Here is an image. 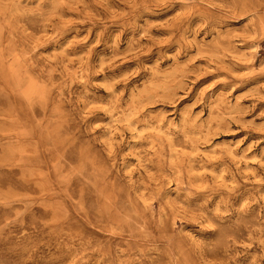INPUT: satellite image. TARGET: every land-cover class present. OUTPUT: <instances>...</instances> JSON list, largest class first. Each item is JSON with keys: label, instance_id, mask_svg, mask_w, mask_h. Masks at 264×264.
<instances>
[{"label": "rangeland", "instance_id": "1", "mask_svg": "<svg viewBox=\"0 0 264 264\" xmlns=\"http://www.w3.org/2000/svg\"><path fill=\"white\" fill-rule=\"evenodd\" d=\"M0 264H264V0H0Z\"/></svg>", "mask_w": 264, "mask_h": 264}]
</instances>
